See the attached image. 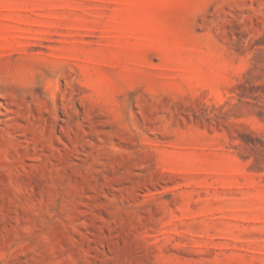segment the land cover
I'll list each match as a JSON object with an SVG mask.
<instances>
[{
    "label": "rangeland",
    "instance_id": "1",
    "mask_svg": "<svg viewBox=\"0 0 264 264\" xmlns=\"http://www.w3.org/2000/svg\"><path fill=\"white\" fill-rule=\"evenodd\" d=\"M0 264H264V0H0Z\"/></svg>",
    "mask_w": 264,
    "mask_h": 264
}]
</instances>
